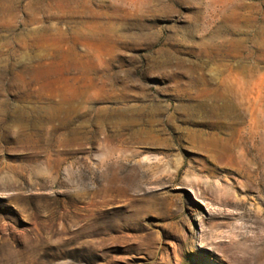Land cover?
Listing matches in <instances>:
<instances>
[{
  "label": "rangeland",
  "instance_id": "1",
  "mask_svg": "<svg viewBox=\"0 0 264 264\" xmlns=\"http://www.w3.org/2000/svg\"><path fill=\"white\" fill-rule=\"evenodd\" d=\"M264 0H0V264H264Z\"/></svg>",
  "mask_w": 264,
  "mask_h": 264
},
{
  "label": "bare ground",
  "instance_id": "2",
  "mask_svg": "<svg viewBox=\"0 0 264 264\" xmlns=\"http://www.w3.org/2000/svg\"><path fill=\"white\" fill-rule=\"evenodd\" d=\"M262 123H263V125H264V117H263V119H262Z\"/></svg>",
  "mask_w": 264,
  "mask_h": 264
}]
</instances>
